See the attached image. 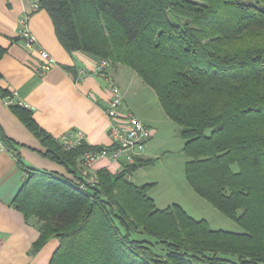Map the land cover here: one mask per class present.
<instances>
[{
    "label": "trees",
    "instance_id": "trees-1",
    "mask_svg": "<svg viewBox=\"0 0 264 264\" xmlns=\"http://www.w3.org/2000/svg\"><path fill=\"white\" fill-rule=\"evenodd\" d=\"M56 37L110 66L134 71L178 126L184 174L199 196L243 231L212 229L179 204L159 208L131 174L78 168L82 142L66 149L32 111H12L71 176L25 164L0 126V141L25 179L12 205L34 217L30 253L58 241L48 264H264V0H38ZM5 49L0 46V57Z\"/></svg>",
    "mask_w": 264,
    "mask_h": 264
},
{
    "label": "crops",
    "instance_id": "crops-1",
    "mask_svg": "<svg viewBox=\"0 0 264 264\" xmlns=\"http://www.w3.org/2000/svg\"><path fill=\"white\" fill-rule=\"evenodd\" d=\"M35 4L38 5V0H0V46L5 49L0 57V126L4 135L18 145L22 161L71 176L63 165L43 155L44 147L10 105L30 109L37 124L57 139L66 133L81 131L87 145L100 147L110 143L109 118L104 112L110 98V84L120 89L121 111L131 112L152 128L144 157L154 159L153 140L157 130L151 125L152 115L147 112L149 97L151 93L156 95L155 92L124 65L114 64L105 72L97 73L94 56L82 51L67 52L56 37L48 12L34 8ZM24 29L34 37L29 48L26 47L28 37L21 33ZM41 50L49 52L54 59L44 71L39 69L43 62ZM150 106L153 107L152 103ZM105 165L109 171L113 168L108 161L100 160L95 163L94 171ZM132 176L133 173L131 180ZM24 179V170L15 156L7 149L0 151V264H48L58 245L57 239L51 238L37 252L30 253L39 235L37 221L34 217L25 219L12 205Z\"/></svg>",
    "mask_w": 264,
    "mask_h": 264
},
{
    "label": "rangeland",
    "instance_id": "rangeland-1",
    "mask_svg": "<svg viewBox=\"0 0 264 264\" xmlns=\"http://www.w3.org/2000/svg\"><path fill=\"white\" fill-rule=\"evenodd\" d=\"M128 69L130 73L134 72ZM149 98L148 102L150 105L152 103L153 107L149 105L147 113L152 115L154 121L151 125L157 130L152 152L153 155L155 154V162L144 169H136L137 171L133 172L132 181L154 182L149 194L155 198L156 206L159 208L179 203L191 216L206 219L212 229L243 231L238 223L224 215L192 189L184 174L185 162L188 158L182 150L184 140L179 135L178 126L163 115L156 95L151 93Z\"/></svg>",
    "mask_w": 264,
    "mask_h": 264
},
{
    "label": "built area",
    "instance_id": "built-area-1",
    "mask_svg": "<svg viewBox=\"0 0 264 264\" xmlns=\"http://www.w3.org/2000/svg\"><path fill=\"white\" fill-rule=\"evenodd\" d=\"M37 8L38 5H34ZM22 35L27 36L26 47L29 48L34 41V37L23 30ZM39 55L42 63L39 65L41 71L47 70L54 59L49 52L41 50ZM110 67L108 59H101L95 64V72L103 73ZM110 98L104 107V112L109 118L107 134L110 139L108 145L101 146L98 149H87L80 153V171L87 183L96 181L95 163L100 160H106L113 168L112 173L121 171L125 165L133 164L137 157L144 156L146 144L153 135V130L139 118L129 111H121L123 97L120 89L115 84H110ZM7 103H10L7 100ZM66 149H72L79 146L85 140V134L81 131L66 133L58 139ZM6 150V147L0 141V151ZM108 165H105L107 170Z\"/></svg>",
    "mask_w": 264,
    "mask_h": 264
}]
</instances>
